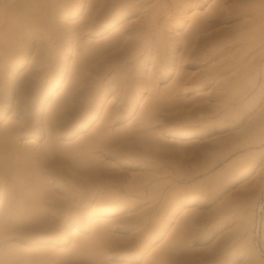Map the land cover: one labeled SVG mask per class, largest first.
Returning <instances> with one entry per match:
<instances>
[{
  "label": "rangeland",
  "instance_id": "374dc122",
  "mask_svg": "<svg viewBox=\"0 0 264 264\" xmlns=\"http://www.w3.org/2000/svg\"><path fill=\"white\" fill-rule=\"evenodd\" d=\"M22 1L0 264H264V0Z\"/></svg>",
  "mask_w": 264,
  "mask_h": 264
},
{
  "label": "bare ground",
  "instance_id": "6f19581e",
  "mask_svg": "<svg viewBox=\"0 0 264 264\" xmlns=\"http://www.w3.org/2000/svg\"><path fill=\"white\" fill-rule=\"evenodd\" d=\"M27 2V3H29V2H31V3H33L32 1L33 0H23L22 2ZM29 1V2H28ZM5 5V4H4ZM3 5V3H1L0 4V12H1V14H3L2 12L3 11H5L6 10V12H7V18H8V24L5 26V30L8 32V33H10V34H13L14 35V31L16 30L17 31V29L19 28V27H21V25H27V24H25V23H23L24 21L22 20V19H19V18H22L21 16L19 17V14L18 13H20V11H22L24 8V11L25 12H27L26 14L28 15V17L29 16H31V15H29L30 13L28 12V7H27V5H26V7H22L23 9H21V7L20 6H22L23 5V3H19V5L20 6H18V4H9L10 6H4ZM6 5H8V4H6ZM29 5H30V3H29ZM31 6V5H30ZM31 10V9H30ZM32 10H33V8H32ZM31 10V11H32ZM19 11V12H18ZM23 14V13H22ZM21 15V14H20ZM24 16H25V14H24ZM32 18V17H31ZM23 22H22V21ZM28 27V26H27ZM17 33V32H16ZM6 34L4 33V35H2L1 37H3V38H5L6 36H5ZM12 36V35H11ZM10 36V37H11ZM1 37H0V39H1ZM5 39H7V38H5ZM8 41V40H7ZM6 41V42H7ZM4 47V46H3ZM63 102H62V100H60V101H58L54 106H53V108H52V110H51V112H52V114L58 109V107L62 104ZM10 132H11V128H7L6 130H5V137H8V135L10 134ZM32 201H33V195H30V196H26V197H24V199L22 200V203H24L25 205H28V206H30L31 204H32ZM29 202H30V204H29ZM30 216H31V214H29ZM26 216L25 218L26 219H29V217L30 216Z\"/></svg>",
  "mask_w": 264,
  "mask_h": 264
},
{
  "label": "clouds",
  "instance_id": "9594fccd",
  "mask_svg": "<svg viewBox=\"0 0 264 264\" xmlns=\"http://www.w3.org/2000/svg\"><path fill=\"white\" fill-rule=\"evenodd\" d=\"M5 211L10 220L17 221L28 216L33 209L24 203H15L11 204Z\"/></svg>",
  "mask_w": 264,
  "mask_h": 264
}]
</instances>
